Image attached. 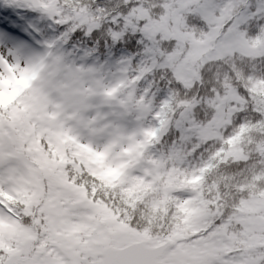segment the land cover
I'll return each instance as SVG.
<instances>
[{"label": "snow or ice", "instance_id": "snow-or-ice-1", "mask_svg": "<svg viewBox=\"0 0 264 264\" xmlns=\"http://www.w3.org/2000/svg\"><path fill=\"white\" fill-rule=\"evenodd\" d=\"M0 264H264V0H0Z\"/></svg>", "mask_w": 264, "mask_h": 264}, {"label": "rangeland", "instance_id": "rangeland-1", "mask_svg": "<svg viewBox=\"0 0 264 264\" xmlns=\"http://www.w3.org/2000/svg\"><path fill=\"white\" fill-rule=\"evenodd\" d=\"M22 83V81H18V82H16V85L18 86V85H20ZM15 91H16V87L14 86L13 87V91H12V94L14 95L15 94Z\"/></svg>", "mask_w": 264, "mask_h": 264}]
</instances>
